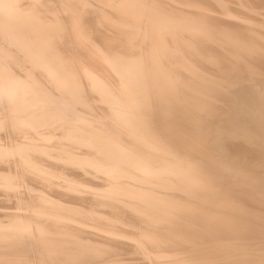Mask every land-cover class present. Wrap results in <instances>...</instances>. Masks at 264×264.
Here are the masks:
<instances>
[{
  "label": "bare ground",
  "instance_id": "6f19581e",
  "mask_svg": "<svg viewBox=\"0 0 264 264\" xmlns=\"http://www.w3.org/2000/svg\"><path fill=\"white\" fill-rule=\"evenodd\" d=\"M261 89L264 0H0V264H264Z\"/></svg>",
  "mask_w": 264,
  "mask_h": 264
},
{
  "label": "rangeland",
  "instance_id": "374dc122",
  "mask_svg": "<svg viewBox=\"0 0 264 264\" xmlns=\"http://www.w3.org/2000/svg\"><path fill=\"white\" fill-rule=\"evenodd\" d=\"M208 69H209V70H212V69H214V68H213V67H209ZM261 91L263 92L262 94H263V96H264V89H261ZM222 114H224V113H222ZM222 114L219 113V114H218L219 116H217V114H216V116H217L216 118L218 119V120H217V119L215 118V120H214L216 125H218V123H222V122H224V121H226V120L231 119V116H232V115L228 116L229 118H226L227 116H225V115H228V114H225V115H222ZM220 115H221V116H225V118H224V117H221ZM219 118H221V119L219 120ZM257 125H258V126L260 125V127H258ZM262 125H263V126H262ZM256 127H258V128H257V131H259V132H260V131L263 132L262 129H264V128H263V127H264V122H262L261 124H256ZM259 128H260V130H259ZM260 135L262 136L263 134L260 133ZM260 138H262V140H261L262 143H261L260 140H258V139H259V138H258L257 141H256V143H254V147H253L252 144H249V145L246 144V145H247L246 147H247L249 150L254 151V152H255V151L258 152V150H259L258 148H260L259 152L264 151V145H263V141H264L263 138H264V135H263V137H260ZM249 141H250V140H249ZM258 141H260L261 144H259ZM244 142H246V143H250V142H247V140H245V139H244ZM253 142H255V141H252L251 143H253ZM250 145H251V146H250ZM256 145H257V146H256ZM255 146H256V147H255ZM258 146H259V147H258ZM249 147H251V148H249ZM255 148H256V149H255ZM257 149H258V150H257ZM261 150H262V151H261ZM256 152H255V153H256ZM262 153H263V152H262ZM263 164H264V163H263ZM233 191H235V189H233Z\"/></svg>",
  "mask_w": 264,
  "mask_h": 264
}]
</instances>
